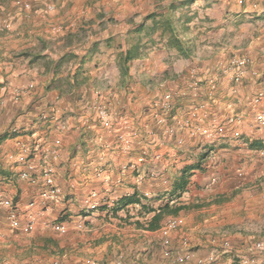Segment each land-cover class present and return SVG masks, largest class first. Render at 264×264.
Returning <instances> with one entry per match:
<instances>
[{
  "label": "crops",
  "instance_id": "1",
  "mask_svg": "<svg viewBox=\"0 0 264 264\" xmlns=\"http://www.w3.org/2000/svg\"><path fill=\"white\" fill-rule=\"evenodd\" d=\"M185 1L0 0V199L13 201L18 212L17 222L10 224L7 210L0 208V264L54 260L38 246L48 248L50 240L59 239L51 234L56 221L65 222L54 229L64 236L73 223L88 225L98 216V211L85 214L81 201L92 189L107 190L93 178L94 168L105 161L112 182L121 177V185H111L117 201L133 194L141 198L124 209L142 210L141 204L181 208L165 216L156 231L137 229L147 235H138L136 261L127 264H264V250L256 249L264 244V157H252L258 150L249 148L254 142L264 145V129L254 128V110L252 115L247 110L257 94H263L264 108V0ZM167 20L173 32L163 27ZM172 34L192 49L189 56L170 45ZM234 55L251 60L239 88H233L227 70ZM191 71L199 84L195 91ZM164 90L173 94L176 112L206 105L209 118L202 124L221 129L225 138L206 145L184 132L168 136L155 127L148 109ZM100 107L107 109L109 123L100 119ZM47 110L59 112L65 128L40 122L39 114ZM234 113L242 120L229 125L225 119ZM127 125L131 143L142 139L149 149L140 171L155 174L141 185L135 183L136 173H120L121 166L137 160L134 152L122 156L104 150L118 144ZM146 128L153 134L145 135ZM35 145L49 152L43 155ZM28 162L34 171L23 179L20 172ZM44 166L63 190L58 203L40 200L47 188ZM186 167L188 183L176 197L173 184ZM29 217L36 222L29 225ZM76 242L63 252L59 242L52 243L59 264L115 263L88 239ZM84 248L107 262L87 258L80 253Z\"/></svg>",
  "mask_w": 264,
  "mask_h": 264
},
{
  "label": "bare ground",
  "instance_id": "2",
  "mask_svg": "<svg viewBox=\"0 0 264 264\" xmlns=\"http://www.w3.org/2000/svg\"><path fill=\"white\" fill-rule=\"evenodd\" d=\"M54 31L56 30L54 29ZM250 63L251 60L247 55L245 56L234 55L231 58L229 65L227 66L228 67L227 69L230 70V72L232 73L231 82L233 83V88H235L236 85H239V83L242 80V74H244L246 67ZM193 71H191L190 74V78H191L190 89L192 91H195L198 88L199 84H198V80L196 79L195 73ZM164 86L165 85L163 83L159 84L160 89H164ZM209 87L214 88L215 83L213 81H210ZM262 98H263V94H257L255 97H253L251 101L252 109L254 110L256 125L261 128L264 127V111H260L258 109L263 108L261 105ZM205 107L204 104L200 103L191 106L188 110L184 111L183 113L176 112L175 99L173 97V94L169 91L164 90L162 93V97L158 101L152 103V105L149 107L148 115L153 121L154 126L161 128L163 130L161 131L166 135H173L177 131L180 133L184 132L187 134L189 138L197 139V140L199 139V141L203 142L204 144L211 145L214 144V142L217 140L224 139L225 135L223 131L221 129H218L217 127L214 129L211 127H206L205 125L202 124V121H205L209 118L208 113L205 110ZM98 115L102 120V122L104 123L109 122L108 111L105 107L99 108ZM38 119L40 122H47V123L57 122L58 125L61 126V128H65L66 126L64 120L60 117L59 112L57 111H53V110L42 111L39 114ZM241 120H242V115L240 113H234L232 115L229 114V116H227V118L225 119V122L228 123L229 125H237L241 122ZM211 122L212 124L216 123L215 119L213 118L211 119ZM129 129H130L129 125L124 126V130L127 131ZM146 133L152 134L153 131L149 128H146ZM117 140H118V144L115 145V148L110 147V145H107L106 148L109 151L121 154L122 156H128L133 152L137 155V160L135 162L126 163L125 165L121 166L120 173L127 171L136 173L134 178H135V183L137 185H141L147 177L154 178L155 177L154 173L152 172L147 173V171L146 173L145 172L143 173L142 171H140V167L146 162V159L148 157V151L145 145L141 142L137 143V145H134L131 142H129L126 137L117 138ZM18 148L22 149V151L25 154L29 153V150L27 151L25 149V145L22 143L18 144ZM34 148L35 151H39L43 155L49 152L47 146L35 145ZM9 159L13 162L15 160L14 154L12 155V157H9ZM33 171H34L33 163L28 162L25 165L24 169L20 172V177L23 179H29L32 176ZM41 176L45 184L47 185V188L41 194L43 201L46 203L47 202L57 203L62 201L64 199V193L59 186L53 183V170L48 166H44L41 171ZM94 179L101 181L108 187L107 190H104L103 192L91 190L86 195H84L81 201V206L83 210L86 211V213L96 212L100 208L108 209L110 207H113L115 204H117V197L110 196L111 189L109 186H111L112 184L115 186H119L122 183L121 177L114 179L112 182L110 176L106 175V171L102 168H97L95 170ZM33 205L34 203H30V207H32ZM0 208L7 210L6 218L10 224H15L17 222L18 212L15 207V203L13 201L0 199ZM35 222H36L35 217L28 218L29 225H32ZM168 226L169 229L172 230L176 229L175 224H171ZM76 228L78 230H81L82 224L79 223L78 225H76ZM223 246H224L223 249L225 248L228 249L229 243L227 241H224ZM256 247L258 250H264V244L262 243H258ZM183 259H187V258L177 257V261H181ZM88 264H105V263L102 261L91 260L88 262ZM114 264H122V262L117 261Z\"/></svg>",
  "mask_w": 264,
  "mask_h": 264
},
{
  "label": "rangeland",
  "instance_id": "3",
  "mask_svg": "<svg viewBox=\"0 0 264 264\" xmlns=\"http://www.w3.org/2000/svg\"><path fill=\"white\" fill-rule=\"evenodd\" d=\"M241 82H242V80H241ZM241 82H240V84H241ZM240 84L238 85V88H239ZM231 87H232V85H231ZM210 97H212V95ZM201 104H203V103H201ZM193 105H195V104L189 105L188 107H191ZM53 108H54V106H53ZM188 109L189 108L185 109V111ZM247 110L249 111L250 115L253 114L252 104H251V107L250 106L247 107ZM59 115L61 117V114H59ZM227 116H229V115H227ZM108 117H109V114H108ZM254 121H255V117H254ZM55 123H57V122H55ZM254 128L255 129H264V127L261 128V127H258L256 125H254ZM126 132H128L129 135H127ZM144 134L145 135H151V134H147L146 130L144 131ZM130 136H131V127L127 131L123 130V134L118 136V138L126 137L127 140L129 142H131V140L129 139ZM168 136H170V135H168ZM233 139H234V141L239 140L237 138V136H235V138H233ZM139 142L144 144L142 139L136 140V142H134L133 144L137 145V143H139ZM110 147L115 148V145H112V146L110 145ZM145 147H146V145H145ZM146 149L148 151V157H149L148 147H146ZM104 150H108V149L104 147ZM251 156H249V157H251ZM252 157H264V148L259 149ZM108 166H109V163L107 161H105L102 163L101 166H99L97 168H102L106 171L107 170L109 171L110 167H108ZM97 168H94V169H97ZM94 169L92 171H94ZM92 171H90V172L92 173ZM241 174L243 175V173H241ZM106 175H108V174L106 173ZM93 178H94V174H93ZM144 183H146V182H144ZM102 184H104V183H102ZM109 187L111 189V186H109ZM92 190H95V189H92ZM113 192H114V189H112L110 196H116V194H114ZM143 199H145V201L150 200V199L145 198V197H143ZM40 200L42 202H44L42 197ZM44 203H46V202H44ZM116 205L117 204H115L113 207H110L108 209L102 208L103 209L102 210L103 216L101 215V211H100L101 208L99 210H97L100 215L98 214V216H95L94 220H92L91 222H88V225H85L83 220H81L77 223H73L72 226H69V228L67 229L68 233L64 236L57 235V233L54 229H55L56 225H58L60 223H65V222H55V223L51 224V227H50L51 231H52L51 234L59 237V239L58 240L55 239L53 241L50 240L48 248L46 247L43 249V246H41V245L38 246L42 249L43 254L48 256V258H51V256H54V260L49 262V264H59V262L56 259L57 256L53 255V253H52L53 250L51 247H54V244H52V243H54V241H55V243H56V241L59 242L60 246H61V251L62 250L64 251V249L71 248L73 243H77L76 242L77 240H84V239H88V241H90L91 243H94L95 248L99 246L98 249L100 250V252L105 253L106 257H109L110 258L109 261H112V263L120 261V262H122V264H127V263H131L132 261H136V260H134V256H137V254L139 253L138 251H136V249L140 248L139 240L142 239V237L138 236V235L139 234L147 235V234L142 233L141 231L138 232L137 231L138 228L136 227L135 222L139 221L140 223H145V221L147 219H149L150 215L149 214L146 215L145 210H135V208L122 209V210H118V211L112 210L113 208L116 207ZM83 211L85 212V210H83ZM85 214H86V212H85ZM79 223L82 224L81 230H78L76 228V225H78ZM171 224H174V223H168V225H171ZM59 228H62V226L60 225ZM168 228H169V226H168ZM155 241L157 243L160 241L159 240V234H158V237L155 238ZM31 243H33V242H31ZM154 243L155 242H153V244ZM143 247H145V246H143ZM156 247H158V245ZM47 249H49L50 252L47 251ZM256 249H257V247H256ZM69 250L70 249H67L66 251H69ZM260 251H263V250H260ZM80 253L81 254H87V256H88L87 258L91 257V258H96V259H102V260L107 262L106 257L98 258V257H96V255L88 253L87 248H84V250H82ZM58 254H60V253H58ZM59 256H62V255H58V257ZM67 256H65L66 257L65 259H67ZM187 257H189V255H187ZM85 259H86V257H85ZM146 259H147V261H149L150 256H148Z\"/></svg>",
  "mask_w": 264,
  "mask_h": 264
},
{
  "label": "trees",
  "instance_id": "4",
  "mask_svg": "<svg viewBox=\"0 0 264 264\" xmlns=\"http://www.w3.org/2000/svg\"><path fill=\"white\" fill-rule=\"evenodd\" d=\"M185 2L186 3H184L183 5H188L192 2V0H186ZM171 26H172V22L170 20H167L165 21V23H163V27L165 28V30H169V32H173V29ZM169 43L171 46L175 47L178 53L182 55L183 57L189 56L192 52V49L190 47L184 48L180 42V39L174 34H172V36L170 37ZM130 57L131 56L128 54V56H126L125 59L128 60L130 59ZM249 148L259 150L261 148H264V145H262L259 142H254L249 145ZM188 170L189 168L186 167L185 170L182 172V174L178 177V179L173 184V188L171 192L176 197L180 196V194L186 188V185L188 183V178L190 176ZM125 197L127 198L121 199L120 202L118 200L116 207L113 208L112 210L118 211V210H122L126 208L129 205L140 204L141 198H138V197L136 198V194H133L132 196H125ZM140 208L142 210H145L146 215L151 214V217L147 219L145 223H140L139 221H136L135 222L136 227L142 230H145V231H150V232L156 231L160 228L161 226L160 222L165 216L175 215L181 209L180 207H170L168 204L159 206L157 208L149 207L148 205L141 204ZM56 222H63V220H58Z\"/></svg>",
  "mask_w": 264,
  "mask_h": 264
}]
</instances>
